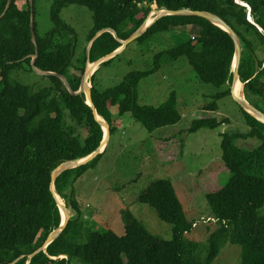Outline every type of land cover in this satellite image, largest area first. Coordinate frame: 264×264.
I'll return each instance as SVG.
<instances>
[{
  "label": "trees",
  "instance_id": "obj_1",
  "mask_svg": "<svg viewBox=\"0 0 264 264\" xmlns=\"http://www.w3.org/2000/svg\"><path fill=\"white\" fill-rule=\"evenodd\" d=\"M8 4L9 0H0V18ZM154 5L160 11H204L223 19L240 41V82L249 103L264 114V0H56L51 10L53 27L44 36L37 34L36 22L32 33L35 11L31 0H13L0 20V264H72L76 260L83 264H214L229 243L243 248L242 264H264V123L238 103L249 132L223 135L222 160L230 179L221 190L206 195L211 219L217 224L206 242L188 238L196 222L188 219L170 180L151 183L139 201L172 225L171 240L152 234L125 212L124 235L112 230L90 232L86 244L70 242V228L81 215L75 185L104 152L56 179V192L79 218H71L47 251L35 255L62 225L52 191L53 173L99 151L105 136L85 94H71L58 76H42L35 68L65 77L78 92L87 69L88 49L78 53L77 33L62 18V12L74 6L92 13L93 28L87 41L90 44L98 37L90 55V62L95 63L122 47L107 30L115 31L122 41L128 40L146 23ZM187 28L188 32H179L185 35L177 38L175 47L157 54L149 71L129 74L108 90L95 85L99 70L94 75L93 104L100 119L109 125L111 136L115 132L111 110L115 107L120 119L131 118L150 133L181 123L183 114L176 93L158 107L139 103L140 83L158 71L165 59L186 58L199 82L221 90L206 111L217 112L219 101L234 99L231 86L236 46L220 27L199 17L167 16L138 40ZM67 36L72 41L68 42ZM221 125L217 119H197L190 132L215 130ZM238 139H258L261 144L242 149L237 146ZM204 252L207 257L198 260Z\"/></svg>",
  "mask_w": 264,
  "mask_h": 264
},
{
  "label": "rangeland",
  "instance_id": "obj_2",
  "mask_svg": "<svg viewBox=\"0 0 264 264\" xmlns=\"http://www.w3.org/2000/svg\"><path fill=\"white\" fill-rule=\"evenodd\" d=\"M55 1L35 0V22L40 36L49 33L53 27L51 10ZM152 8L148 23H153L162 13L156 5ZM61 16L76 31L78 53L82 54L90 45L87 38L93 28L92 13L86 8L72 6L66 8ZM130 30L132 26L127 32ZM184 31L189 30L175 29L171 33H161L129 44L111 63L98 65L94 69L95 74L99 70L95 85L101 90L112 89L129 74L149 71L157 54L175 47L177 38H184L185 35L179 32ZM67 40L72 41V37L67 36ZM93 65L91 63L90 67ZM92 87L93 84H89L88 90ZM240 90L239 95L249 102L244 84ZM220 91L213 85L199 82L186 58L178 61L165 59L158 71L140 83L139 103L158 107L172 93H176L183 114L181 123L150 133L131 118L120 119L118 107L112 108L115 132L101 151V154H105L87 169L75 185L81 215L70 228L69 241L86 244L90 232L108 230L124 235L125 212H130L152 234L171 240L172 225L161 221L153 208L139 201L151 183L170 180L188 219L196 222L188 238L206 242L217 229L216 221L211 219L206 195L221 190L230 179L222 160L223 135L249 132L244 113L231 97L218 102L217 112L206 111L213 101L212 97ZM197 119H217L222 125L215 130L202 129L191 133L192 123ZM236 143L242 149H254L261 144L258 139H238ZM62 201L66 206V201ZM70 215L71 218H79L75 211H71ZM261 215L264 216V208ZM242 253L241 246L226 244L214 264H242ZM206 257L207 253L204 252L198 255V260ZM72 264L83 263L76 260Z\"/></svg>",
  "mask_w": 264,
  "mask_h": 264
},
{
  "label": "water",
  "instance_id": "obj_3",
  "mask_svg": "<svg viewBox=\"0 0 264 264\" xmlns=\"http://www.w3.org/2000/svg\"><path fill=\"white\" fill-rule=\"evenodd\" d=\"M13 3V0H9V4L7 6L6 12L4 13V15L0 18V20L7 14V12L9 11L11 5ZM32 3V7H34V1L31 0ZM167 16H186V17H199L202 19H205L209 22H211L212 24L220 27L221 29H223L224 31L228 32L234 43L236 46V54H235V59L233 62V72H234V81H233V87H232V93H233V97L234 100L248 113H250L252 116H254L256 119H258L259 121H261L262 123H264V114L259 111L255 106H253L251 103H249L247 101V99L245 97H239L236 95L235 93V89L237 86V82L240 81V64H241V58H242V48L240 45V41L238 38V35L235 33V31L220 17H218L217 15L210 13V12H204V11H192V10H181V11H169V10H164L162 11L161 15H159L155 21L153 23H151L150 25H147V21L146 23L134 34L132 35L128 40L126 41H122L119 39L117 33L113 30H107V32L112 33L114 35V37L121 42L122 47L117 50L116 52H114L113 54H111L110 56L103 58L97 62L94 63V68H90V55H91V49L93 46V43L96 41V39L98 37H96L95 39H93V41L90 43L87 53H88V63H87V69H86V73L83 77L82 80V85L81 88L78 92H74L72 90V88L70 87V84L68 83V81L65 79V77L60 76V75H56L54 73L48 72V73H43L40 72L38 69H36L35 67V71L42 75V76H49V75H53V76H58L59 79L61 81L64 82V84L66 85L68 91L73 94V95H83L85 94L87 96V100H88V104L89 106H91V108L95 111L96 113V117L98 119V121L100 122V124L103 126L104 131L106 129V139L107 141H105V136H104V140L101 144V147L99 149V151H97L96 153H94L93 155H91L90 157L83 159L81 161H79L78 163H68L63 165L62 167H60L58 170H56L53 173L52 176V191L58 201L60 210H61V214H62V225L60 227V229L56 232H54L49 238L48 240L45 242L44 246L35 253V255L39 254L40 252L44 251L46 252L48 247L54 243L61 235L62 233L65 231V229L67 228L69 221L71 219V215H70V211L68 210V208L65 206L62 210V205L59 201V199L56 196V191H55V182L56 179L64 172L68 171V170H73V169H77L83 165L88 164L89 162H91L93 159H95L99 154H101V151L103 149L104 146L107 145V142L109 141L110 137H111V131H110V127L107 123H105L104 121H102L99 117V115L97 114V110L93 104V99H92V88L88 90V86L89 84L92 85V81H93V77L95 75V71L94 69L98 66V65H102L110 60H112L113 58L117 57V55L120 54V52L127 47L129 44L133 43L134 41L138 40L156 21L160 20L163 17H167ZM35 20H34V16L32 17V33L34 34L35 32ZM102 35V33H101ZM100 35V36H101ZM99 36V37H100ZM38 55L35 57L33 65H35L36 59H37ZM245 86V85H244ZM64 212V215H63ZM57 259V258H55ZM65 259V258H62Z\"/></svg>",
  "mask_w": 264,
  "mask_h": 264
},
{
  "label": "bare ground",
  "instance_id": "obj_4",
  "mask_svg": "<svg viewBox=\"0 0 264 264\" xmlns=\"http://www.w3.org/2000/svg\"><path fill=\"white\" fill-rule=\"evenodd\" d=\"M151 23V21H149V23L148 24H150ZM90 68H94V67H90ZM243 84L240 82V81H238L237 82V86H236V89H235V93H236V95L237 96H239V97H241L240 95H241V90H240V87L242 86ZM240 94V95H239ZM105 148V146L103 147V149ZM102 149V150H103ZM56 196H57V198L59 199V201H60V203H61V205H62V210H63V208L65 207L64 206V202L62 201V199H61V197L58 195V193L56 192ZM60 197V198H59ZM63 215H64V212H63Z\"/></svg>",
  "mask_w": 264,
  "mask_h": 264
}]
</instances>
